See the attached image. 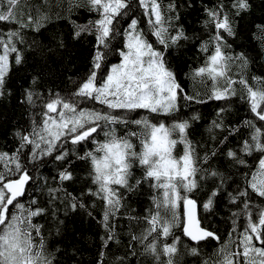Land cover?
Listing matches in <instances>:
<instances>
[{
  "label": "snow or ice",
  "instance_id": "6c2138e0",
  "mask_svg": "<svg viewBox=\"0 0 264 264\" xmlns=\"http://www.w3.org/2000/svg\"><path fill=\"white\" fill-rule=\"evenodd\" d=\"M185 10L202 13L199 31L188 33ZM251 10V0H68L53 13L47 0H0V99L11 96L8 78L26 51L51 68L67 50L64 34L46 35L50 26L67 21L68 37L89 43L87 71L69 86L44 85L38 71L21 93L28 126L13 130L14 150H0V264H85L80 248L63 244L61 216L93 217L97 201L95 264H184V255L264 264V75L233 46ZM256 28L264 69V24ZM189 50L188 71L181 60L173 66L172 53ZM181 75L205 91L189 94ZM209 102L218 107L197 137V106ZM144 185L150 205L135 215L127 195ZM213 241L214 259L203 254Z\"/></svg>",
  "mask_w": 264,
  "mask_h": 264
},
{
  "label": "trees",
  "instance_id": "16d2710c",
  "mask_svg": "<svg viewBox=\"0 0 264 264\" xmlns=\"http://www.w3.org/2000/svg\"><path fill=\"white\" fill-rule=\"evenodd\" d=\"M43 0H32L34 4H40ZM167 0H165V3ZM48 6L53 13L63 12L67 8L68 0H47ZM252 10L249 14L245 16V19L241 22L240 33L241 37L238 41L234 43V48L237 52L244 50L246 53L254 57V62L251 66V74L264 75V69L260 66L261 61V41L257 38L261 34L256 28L258 24H264V0H251ZM25 0H21V6L23 7ZM197 8H199V3L197 2ZM79 16L86 18V13L81 10L78 13ZM77 16L73 15V19ZM203 19V15L200 12H193L191 10H185L184 16L182 18V23H184L185 28L188 33L191 34L193 30L199 31V20ZM78 22H84L83 20H78ZM71 26L67 21H60L55 25L49 27V31L46 33L49 37L53 31L61 32L65 35L68 42V48L66 51L60 52L58 55L51 56L49 63L51 68L42 67L41 61L39 60L36 53L31 51H26V62L20 66L13 64L8 81L7 87L11 90V96L0 99V150L12 151L14 150V139L12 136L13 130L16 127H27L28 126V113L24 105L20 103L21 93L24 88L29 86L31 77L38 71H42L44 75L43 84L58 85L60 88L69 86L68 77L77 76L87 71L88 59H89V43L87 40L82 42H74L68 37ZM255 34V35H254ZM32 34L29 33V38L31 39ZM48 43L47 40L44 41ZM232 42L231 40L229 41ZM193 51L189 50L186 55L183 53L181 57H177L173 52L169 57L172 60L173 66L177 64L178 60H181L183 71L187 72L188 69L186 64L192 63ZM51 73V74H50ZM182 87L191 94L193 91H205L203 85L198 82H194L190 79H186L183 75L179 77ZM198 110L201 112L203 120L198 122L195 126V135L198 137L200 132L203 131L204 125L207 124L214 115V109L218 107V102L216 104L209 102L206 105L197 106ZM242 113V109L240 110ZM236 118V117H233ZM43 172L46 175H51L50 168H44ZM86 173L81 170L78 175V180L76 184H66L69 191H76L81 183L82 177ZM139 175V173H137ZM126 204L129 209H136L135 215H144V210L150 205V193L147 190V185H144L142 189L134 194L127 195ZM103 203L97 201L96 208L93 211V217H89L87 213L83 210H78L75 213H69L66 217L61 216V219L65 221L63 226V236L62 242L64 245H75L80 248L85 264H95L98 251L100 249V237L104 234V230L99 223L101 219ZM123 215V212H122ZM218 219V218H217ZM120 225H124L127 228V220L119 219L116 221ZM243 219L241 220V223ZM49 227H54V225L49 224ZM143 226V225H141ZM226 225H222L220 233L223 239H227L226 236ZM121 230V229H118ZM242 231V228H241ZM180 235V232L176 233ZM55 239L59 240L60 237ZM126 239V237H125ZM188 241L182 238L181 243V254L184 253L183 243ZM194 243V242H193ZM257 246H259L257 244ZM218 247L217 242L213 241L207 245L203 246V254L209 258L215 248ZM112 251L118 252L115 246H113ZM184 264H199L198 258H193L184 255Z\"/></svg>",
  "mask_w": 264,
  "mask_h": 264
}]
</instances>
